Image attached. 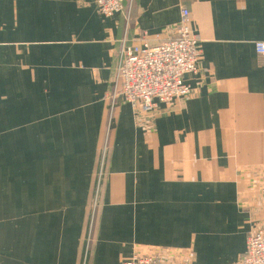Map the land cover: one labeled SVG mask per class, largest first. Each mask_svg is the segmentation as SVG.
I'll return each instance as SVG.
<instances>
[{"label":"crops","instance_id":"crops-1","mask_svg":"<svg viewBox=\"0 0 264 264\" xmlns=\"http://www.w3.org/2000/svg\"><path fill=\"white\" fill-rule=\"evenodd\" d=\"M0 0V264H236L264 221V0ZM201 51L187 97L112 104L119 51Z\"/></svg>","mask_w":264,"mask_h":264},{"label":"built area","instance_id":"built-area-1","mask_svg":"<svg viewBox=\"0 0 264 264\" xmlns=\"http://www.w3.org/2000/svg\"><path fill=\"white\" fill-rule=\"evenodd\" d=\"M95 3L105 16L126 9L125 0H95ZM127 42L125 37L119 51L112 104L122 97L132 107L147 111L157 101L171 103L190 94L191 86L185 81V75L198 71L201 51L187 9L182 11L175 37L157 44L145 42L142 46ZM256 49L264 55V42H256ZM122 264H191V259L151 252L135 254ZM236 264H264V221L248 236L246 251Z\"/></svg>","mask_w":264,"mask_h":264}]
</instances>
